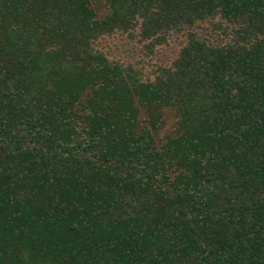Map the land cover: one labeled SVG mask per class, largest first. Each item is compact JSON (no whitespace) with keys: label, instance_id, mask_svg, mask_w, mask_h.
Masks as SVG:
<instances>
[{"label":"trees","instance_id":"16d2710c","mask_svg":"<svg viewBox=\"0 0 264 264\" xmlns=\"http://www.w3.org/2000/svg\"><path fill=\"white\" fill-rule=\"evenodd\" d=\"M0 264H264V0H0Z\"/></svg>","mask_w":264,"mask_h":264},{"label":"rangeland","instance_id":"374dc122","mask_svg":"<svg viewBox=\"0 0 264 264\" xmlns=\"http://www.w3.org/2000/svg\"><path fill=\"white\" fill-rule=\"evenodd\" d=\"M204 32L208 33L209 31ZM98 45L105 49L112 58L122 60L126 63H134L137 67H143L144 73H150L157 65L169 63L178 47L176 40H173L169 45L159 47L154 55L144 56L140 52V44L137 43L136 38L131 39L125 35L118 34L103 39ZM173 122L174 118L168 115L166 117L165 129H169Z\"/></svg>","mask_w":264,"mask_h":264}]
</instances>
